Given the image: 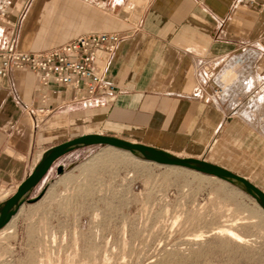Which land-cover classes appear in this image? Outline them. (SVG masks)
I'll list each match as a JSON object with an SVG mask.
<instances>
[{
    "label": "crops",
    "instance_id": "0c3cea01",
    "mask_svg": "<svg viewBox=\"0 0 264 264\" xmlns=\"http://www.w3.org/2000/svg\"><path fill=\"white\" fill-rule=\"evenodd\" d=\"M235 1L10 0L0 18V54L9 48L50 51L92 32L125 37L113 54L98 50L95 61L106 86L94 95L85 85L51 81L43 86L39 74L26 68L0 74V189L14 188L15 193L53 145L110 131L143 137L139 142L194 158L212 151L211 161L249 178L250 168L231 149L237 142L244 152L261 158L253 183L264 190V144L259 142L264 119L258 116L264 114L263 100L241 107L213 95L220 76L232 86L229 97L248 90L256 70L264 77V6L244 7ZM246 46L253 49L234 58ZM43 94L48 96L44 103ZM42 105L52 112L36 123L31 110ZM79 150L57 160L56 175L57 166L66 168ZM42 185L30 196L55 186Z\"/></svg>",
    "mask_w": 264,
    "mask_h": 264
},
{
    "label": "rangeland",
    "instance_id": "374dc122",
    "mask_svg": "<svg viewBox=\"0 0 264 264\" xmlns=\"http://www.w3.org/2000/svg\"><path fill=\"white\" fill-rule=\"evenodd\" d=\"M252 49L246 46L234 58ZM262 75L256 70L250 88L231 97L232 86L220 76L222 100L247 107L261 98L264 106ZM234 143L249 179L258 181L254 169L261 158ZM211 153L200 158L210 161ZM128 154L95 144L81 148L59 176L53 168L40 184L54 188L0 229V264H264V213L242 186ZM13 190L0 189V202ZM227 228L240 238L226 234Z\"/></svg>",
    "mask_w": 264,
    "mask_h": 264
},
{
    "label": "built area",
    "instance_id": "2783aa9c",
    "mask_svg": "<svg viewBox=\"0 0 264 264\" xmlns=\"http://www.w3.org/2000/svg\"><path fill=\"white\" fill-rule=\"evenodd\" d=\"M10 0H0V18L6 15ZM92 3L93 0H85ZM102 7L101 3H94ZM236 5L249 7L252 5L264 6V0H236ZM125 36L116 32H92L79 35L64 45L50 51L25 52L9 48L0 54V74L11 69H30L38 73L43 86H48L51 81L62 85H73L80 88L85 85L90 95L106 86L103 70L96 64L95 57L99 49H105L110 54L115 53L118 45ZM224 87L218 86L213 95L221 98ZM48 99L47 94L42 95V102ZM52 109L42 105L31 110L33 119L38 123L49 116Z\"/></svg>",
    "mask_w": 264,
    "mask_h": 264
},
{
    "label": "water",
    "instance_id": "95a60500",
    "mask_svg": "<svg viewBox=\"0 0 264 264\" xmlns=\"http://www.w3.org/2000/svg\"><path fill=\"white\" fill-rule=\"evenodd\" d=\"M95 144L113 146L122 150H128L134 154L140 155L144 160L156 162L165 166H175L186 168L200 173L215 176L222 180L242 186L248 194L256 199L264 210V190L253 183L249 178L238 174L227 167H223L213 161L205 158L177 156L169 150H165L155 145H147L142 142H134L128 139H122L116 135H107L100 132L85 133L81 136L71 138L65 142L53 145L40 158L34 170L29 173L16 188L11 197L0 202V229L9 224L12 217L15 216L26 202L38 201L44 195L42 192L36 198L29 197L34 190L43 181L49 171L56 165L57 160L67 153L81 149V147L92 146ZM64 165L57 166V174L64 173Z\"/></svg>",
    "mask_w": 264,
    "mask_h": 264
},
{
    "label": "bare ground",
    "instance_id": "6f19581e",
    "mask_svg": "<svg viewBox=\"0 0 264 264\" xmlns=\"http://www.w3.org/2000/svg\"><path fill=\"white\" fill-rule=\"evenodd\" d=\"M231 74H232V72L231 73H229V74H227L226 75V77H230L231 76ZM234 78V77H233ZM225 80V79H224ZM110 147H113V146H110ZM115 149H117V150H120V151H127L130 155H135V156H137L138 158L139 157H141L140 155H137V154H134V153H132V152H130V151H128V150H122V149H119V148H116V147H114ZM126 154V153H125ZM128 154V155H129ZM133 157V156H132ZM142 158V157H141ZM144 161V160H143ZM175 167V166H174ZM215 177V176H214ZM256 200V199H255ZM257 201V200H256ZM258 202V201H257ZM257 204H259V202L257 203ZM259 207L261 208L260 210H262V213H264V210L262 209V207L260 206V204H259ZM18 214V213H17ZM16 214V215H17ZM16 215L15 216H13L12 217V220L16 217ZM12 220H11V222H12ZM10 224V223H9ZM7 226V225H6ZM4 228V227H3ZM225 231V233L226 234H229V235H231V236H234L235 238L237 237V238H240V236L234 231V230H232V229H229V228H227L226 230H224Z\"/></svg>",
    "mask_w": 264,
    "mask_h": 264
}]
</instances>
